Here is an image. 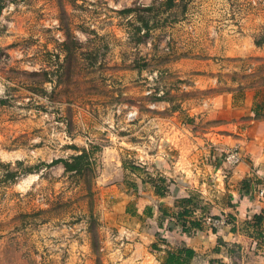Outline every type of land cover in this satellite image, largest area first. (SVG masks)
<instances>
[{"label": "rangeland", "instance_id": "rangeland-1", "mask_svg": "<svg viewBox=\"0 0 264 264\" xmlns=\"http://www.w3.org/2000/svg\"><path fill=\"white\" fill-rule=\"evenodd\" d=\"M1 1L0 264H160L144 161L264 116V0Z\"/></svg>", "mask_w": 264, "mask_h": 264}, {"label": "crops", "instance_id": "crops-1", "mask_svg": "<svg viewBox=\"0 0 264 264\" xmlns=\"http://www.w3.org/2000/svg\"><path fill=\"white\" fill-rule=\"evenodd\" d=\"M228 103L226 95L213 100L207 111L210 120L196 136L202 143L186 145L173 135L168 145L175 153L167 154L170 158L154 155L144 161L147 169L155 168L166 177L169 190L158 195L149 183L135 204L136 212H147V218L161 231L173 233L172 240L193 248L192 264L200 258L203 263L218 259L219 264H264V240L258 234L264 232V196L257 193L264 183V116L255 117L250 111L245 117L249 104L228 108ZM233 145L239 147L242 160L229 165L223 161L222 151ZM189 196L192 200L187 204L179 201ZM184 207L189 213L178 216ZM254 214H261L256 223ZM209 216H222L223 222L211 225ZM170 220L174 227L168 229ZM192 220L199 225L194 226ZM162 235L168 239L167 234Z\"/></svg>", "mask_w": 264, "mask_h": 264}, {"label": "trees", "instance_id": "trees-1", "mask_svg": "<svg viewBox=\"0 0 264 264\" xmlns=\"http://www.w3.org/2000/svg\"><path fill=\"white\" fill-rule=\"evenodd\" d=\"M2 6V1L0 0V9ZM79 156V155H76ZM75 157V156H74ZM66 166L70 167L71 165L66 162ZM124 166V165H123ZM125 167V166H124ZM133 167V165L131 166ZM147 173V178L146 179H142V181L144 180H148L150 181V183L154 186V192L158 195H164L168 192V183H167V179L164 175L162 174H158L156 176H152L149 172ZM192 200V197H184L181 198L179 201L183 202L184 204H187L189 201ZM189 213V210L187 207H184L183 210L178 212V216H182V215H186ZM261 219V214H254V222H258ZM194 226H198L199 223L197 220H192L191 222ZM182 224V229L183 230H187V227L184 222H181ZM167 227L168 228H172L174 227L173 221H168L167 222ZM259 235H261V233H258ZM153 248H156V244L153 243L152 244ZM195 255V252L193 250V248L186 246V245H178L175 248H169L165 251L162 260H161V264H192L191 259L192 257Z\"/></svg>", "mask_w": 264, "mask_h": 264}, {"label": "built area", "instance_id": "built-area-1", "mask_svg": "<svg viewBox=\"0 0 264 264\" xmlns=\"http://www.w3.org/2000/svg\"><path fill=\"white\" fill-rule=\"evenodd\" d=\"M222 152H223L222 154L223 161L229 165H235L242 160V155L237 145L229 146L225 148ZM257 193L258 195L264 196V183L261 184V186L257 188ZM207 221L211 225H216V224L223 222V217L222 216H218V217L209 216L207 217ZM260 238L264 240V232H261Z\"/></svg>", "mask_w": 264, "mask_h": 264}]
</instances>
